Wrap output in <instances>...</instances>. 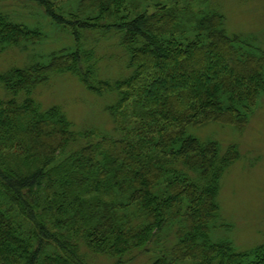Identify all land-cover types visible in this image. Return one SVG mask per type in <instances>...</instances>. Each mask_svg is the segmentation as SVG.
<instances>
[{"label": "trees", "instance_id": "trees-1", "mask_svg": "<svg viewBox=\"0 0 264 264\" xmlns=\"http://www.w3.org/2000/svg\"><path fill=\"white\" fill-rule=\"evenodd\" d=\"M24 2L73 48L0 72L11 95L0 100V264H129L151 245L159 255L150 264H264V245L238 252L213 238L231 227L218 196L237 146L223 153L190 133L249 125L264 96V41L230 33L212 0ZM8 14L0 11V54L46 39ZM86 33L118 39L127 78L99 80ZM53 73L114 94V128L77 130L60 106L43 110L34 90Z\"/></svg>", "mask_w": 264, "mask_h": 264}, {"label": "rangeland", "instance_id": "rangeland-1", "mask_svg": "<svg viewBox=\"0 0 264 264\" xmlns=\"http://www.w3.org/2000/svg\"><path fill=\"white\" fill-rule=\"evenodd\" d=\"M29 4L32 5L33 16L24 12L27 10L24 0H0V11L20 17L13 18L15 22L25 21L31 27H40L46 39L34 48H9L2 52L0 72L28 67L37 59H45L61 49L73 48L71 36L56 29L34 3ZM211 4L225 15L226 28L230 33L256 36L264 41V0H212ZM86 37L90 44H94L101 62L99 80L114 83L130 75L128 57L120 50L118 39L91 33H86ZM10 98V93L0 83V100ZM33 98L43 110L60 106L77 130L111 131L114 128L113 119L106 109L117 101L116 96L93 94L75 76L53 73L46 84L34 90ZM190 133L202 141L217 142L223 153L231 145H236L240 155L239 160L227 170L218 196L222 219L231 227L213 232V238L230 241L238 252L252 251L264 245V96L243 132L214 123L200 129L191 128ZM157 247L151 245L148 255L142 254L129 264H150L153 256L159 255ZM94 262L116 264L104 256L95 258Z\"/></svg>", "mask_w": 264, "mask_h": 264}]
</instances>
